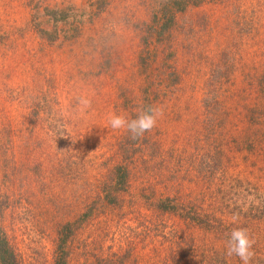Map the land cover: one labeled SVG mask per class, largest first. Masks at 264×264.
Listing matches in <instances>:
<instances>
[{
	"label": "rangeland",
	"instance_id": "obj_1",
	"mask_svg": "<svg viewBox=\"0 0 264 264\" xmlns=\"http://www.w3.org/2000/svg\"><path fill=\"white\" fill-rule=\"evenodd\" d=\"M148 105L142 138L110 127ZM167 197H217L232 230L248 208L264 254V0H0L11 264H189L151 231Z\"/></svg>",
	"mask_w": 264,
	"mask_h": 264
},
{
	"label": "trees",
	"instance_id": "obj_2",
	"mask_svg": "<svg viewBox=\"0 0 264 264\" xmlns=\"http://www.w3.org/2000/svg\"><path fill=\"white\" fill-rule=\"evenodd\" d=\"M218 190L219 189L217 188L216 192H218ZM215 199L218 198L215 197ZM215 199H210L212 201L205 203H203L200 198H194L192 203H183L180 201L173 203V199L169 197L164 198V200H160L161 203L157 209L163 212L162 214L167 212L170 215L172 214L174 217H177L178 220L180 219V221H173L172 231L168 234L163 232L165 225H162V228L159 231L156 229L157 226L162 224L158 221L154 231L151 230L153 235L159 237L164 242L169 241L170 244L176 243V246L179 247L177 250L181 258L189 261V264H242V261L237 260L233 255H227V242L230 235L227 234L226 229H232H230L231 225L225 226L222 220L219 221L222 203L221 200ZM6 205L7 201L0 200V212L3 211ZM259 207H261V210H259V212L255 215V220L263 224L262 220L264 219V204H261ZM249 213L250 210L248 208L242 212L243 225L241 227L250 229L249 225L251 223V235L254 238L252 231L253 224ZM145 229L148 232L150 231L146 226ZM194 231L201 232V237L198 240H196V238L191 234ZM209 234L213 235L212 240L211 238L208 239ZM186 242H189V244L186 249L182 251L183 248H180V245L186 244ZM197 242H201V244H196ZM7 246L8 245L5 241V238L1 237L0 264H11V256H9L11 251ZM254 252L255 254L252 257L250 264H264V254L255 256L261 253V250H255ZM8 256L10 257V260Z\"/></svg>",
	"mask_w": 264,
	"mask_h": 264
},
{
	"label": "clouds",
	"instance_id": "obj_3",
	"mask_svg": "<svg viewBox=\"0 0 264 264\" xmlns=\"http://www.w3.org/2000/svg\"><path fill=\"white\" fill-rule=\"evenodd\" d=\"M80 110L84 111L91 107V100L86 96L77 98ZM163 117V110L157 106L148 105L138 109L136 117L129 119L123 114L113 113L108 118L110 127L114 130L124 129L130 133V139L142 138L146 132L156 127L158 120ZM255 240L247 228H234L227 242V255L235 254L242 264H250L254 256L253 245Z\"/></svg>",
	"mask_w": 264,
	"mask_h": 264
}]
</instances>
